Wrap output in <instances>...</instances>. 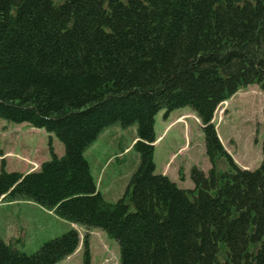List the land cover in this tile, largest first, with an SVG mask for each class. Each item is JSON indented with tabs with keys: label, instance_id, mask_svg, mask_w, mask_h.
<instances>
[{
	"label": "trees",
	"instance_id": "1",
	"mask_svg": "<svg viewBox=\"0 0 264 264\" xmlns=\"http://www.w3.org/2000/svg\"><path fill=\"white\" fill-rule=\"evenodd\" d=\"M253 84L264 90V0H0V117L65 145L39 171L3 166L0 201L32 200L103 230L119 242L121 264H264V141L260 167H239L213 122ZM187 106L213 165L192 167L191 190L154 164L156 114ZM114 125H136L140 163L111 202L85 152ZM218 158L230 169L219 172ZM14 242L0 235V264H57L80 233L32 254Z\"/></svg>",
	"mask_w": 264,
	"mask_h": 264
},
{
	"label": "rangeland",
	"instance_id": "2",
	"mask_svg": "<svg viewBox=\"0 0 264 264\" xmlns=\"http://www.w3.org/2000/svg\"><path fill=\"white\" fill-rule=\"evenodd\" d=\"M215 112L213 122L218 135L237 165L248 170L260 167L263 162L264 90L257 84L248 85L247 88L240 89L229 100L221 103ZM156 115L155 172L166 174L180 188L191 190L194 187L190 176L192 167L198 166L208 171L213 166L205 148L201 121L189 106L168 113L166 109H162ZM137 137L136 125L125 128L114 125L85 152L99 190L111 202L117 201L125 194L130 177L140 163V154L134 149ZM53 150L58 156L64 155L65 152V145L55 134L47 133L39 127L35 128L27 122L12 123L0 117V172L3 166L9 172L39 171L44 162L52 159ZM173 154H176V158L168 163ZM216 162L219 172L230 169V164L225 158H218ZM106 163L107 166L101 171V165ZM181 170L184 178L180 176ZM4 200L6 199H1ZM2 212H4L3 208L0 214ZM19 214L24 216L27 211L23 210L22 213L17 209L16 217ZM3 218L0 220V225ZM63 225L62 222L59 226L61 234L56 236L63 235L69 230L66 231L67 227ZM81 227L74 228L80 233V248L78 247L69 258L57 264H85L86 237L89 256H91L90 264H121L119 242L103 230H87L84 226ZM51 229L47 227L36 230L31 225L29 229L15 236L11 235L14 232L12 229L4 232L0 226V235L5 241H10L13 236L16 237L15 246L32 254L44 243L41 240L51 237Z\"/></svg>",
	"mask_w": 264,
	"mask_h": 264
},
{
	"label": "crops",
	"instance_id": "3",
	"mask_svg": "<svg viewBox=\"0 0 264 264\" xmlns=\"http://www.w3.org/2000/svg\"><path fill=\"white\" fill-rule=\"evenodd\" d=\"M175 158H176V154H173L171 156L170 160L168 161V163L173 161ZM106 166H107V164H102L101 165V171ZM208 171H205V172L207 173ZM23 173H28V172H23ZM102 181L104 182V179ZM2 208H3L4 212H2V214H0V220L3 217L4 218H3V221L1 222L0 226L3 228L4 232H8L9 229H12V231H14V232L16 231L15 233L13 232L11 235L18 236L19 232H23V230L26 231L27 229L30 228L31 225H33L34 228H36V230L47 228V227L52 228L53 230L51 229V232H50L51 237L50 238H55L56 235L61 234V233H59V230H60L59 226L62 222L64 224L63 226L67 227L66 231L68 229H71V228H75V229L82 228L81 226L78 227L74 223H70V222H67L65 220L63 221L53 211H50L47 208H44L43 206L41 207L37 203L30 201V200L29 201H24V200L0 201V210H2ZM17 209L20 210L22 213H23V210L27 211V214H25L24 216H22V215L20 216V214H21L20 213L16 217ZM20 219H22V221ZM14 239H16V237L13 236L11 240H14ZM49 239L47 238V239L41 240V242L43 243L44 241H47ZM41 242H39V243H41Z\"/></svg>",
	"mask_w": 264,
	"mask_h": 264
}]
</instances>
